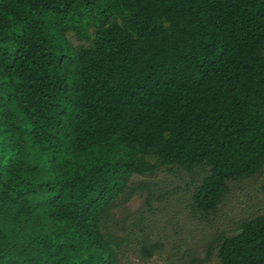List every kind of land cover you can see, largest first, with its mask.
I'll return each instance as SVG.
<instances>
[{
  "label": "trees",
  "instance_id": "trees-1",
  "mask_svg": "<svg viewBox=\"0 0 264 264\" xmlns=\"http://www.w3.org/2000/svg\"><path fill=\"white\" fill-rule=\"evenodd\" d=\"M161 169L201 212L264 170V0H0V264L152 257L118 213ZM207 254L264 264V213Z\"/></svg>",
  "mask_w": 264,
  "mask_h": 264
},
{
  "label": "rangeland",
  "instance_id": "rangeland-1",
  "mask_svg": "<svg viewBox=\"0 0 264 264\" xmlns=\"http://www.w3.org/2000/svg\"><path fill=\"white\" fill-rule=\"evenodd\" d=\"M66 37L73 47L89 43L74 31ZM151 184V191H139L118 215L121 220L135 215L139 227L150 233L160 248L150 258H143L135 243L138 236L120 233L129 241L124 245L120 264H216L214 254H207L210 244L221 232L237 231L242 220L264 213V170L231 186L224 202L213 212H201L192 205L183 173L161 169L153 176H136Z\"/></svg>",
  "mask_w": 264,
  "mask_h": 264
}]
</instances>
